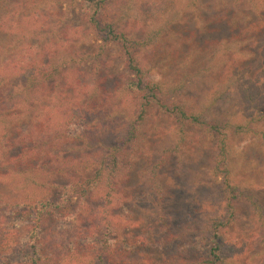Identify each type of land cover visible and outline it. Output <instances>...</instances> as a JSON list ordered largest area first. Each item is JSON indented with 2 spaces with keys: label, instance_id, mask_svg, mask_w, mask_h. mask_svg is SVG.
<instances>
[{
  "label": "rangeland",
  "instance_id": "obj_1",
  "mask_svg": "<svg viewBox=\"0 0 264 264\" xmlns=\"http://www.w3.org/2000/svg\"><path fill=\"white\" fill-rule=\"evenodd\" d=\"M83 1L0 0V139L6 134L0 140V202L39 197L33 184L57 177L61 169L84 180L91 156L114 145L116 134L133 118V98L125 91L133 77L127 61L120 46L104 44L88 24ZM108 2L121 31L137 39L160 32L142 59L166 89L183 85L175 100L192 112H204L206 119L244 121L255 115L234 93L264 70V0ZM153 4L161 12L148 19L143 9ZM49 63L64 65L57 77L44 79L39 68ZM229 88L233 97L221 101ZM256 104L264 114V102ZM154 116L144 130L145 153L121 179L112 206L104 205L102 195L88 209L73 198L68 213H111L112 224L127 227L144 264H172L171 249L159 246V222L167 219L179 227L205 213L226 215L221 179L211 172L215 136L194 126L179 134L173 120ZM229 145L231 183L264 206V142L239 135ZM164 156H170L166 163ZM155 166L161 195L147 189ZM54 182L67 184L66 177ZM45 190L54 201L62 197L60 187ZM236 209L224 233L225 250L241 264H264L250 205L240 201ZM25 235L22 228V244ZM51 237L61 244L55 232Z\"/></svg>",
  "mask_w": 264,
  "mask_h": 264
},
{
  "label": "trees",
  "instance_id": "obj_2",
  "mask_svg": "<svg viewBox=\"0 0 264 264\" xmlns=\"http://www.w3.org/2000/svg\"><path fill=\"white\" fill-rule=\"evenodd\" d=\"M81 9L100 40L104 44H117L122 50L133 76L125 88L126 93L133 98V118L116 134L114 145L103 146L91 156L83 169L87 173L84 180L76 177L71 170L61 169L57 177H66L67 184L64 186H58L54 182L57 177L53 176L46 182L33 184L41 192L39 197H23L15 203L0 202V264H144L136 251V244L126 231L127 227L119 228L112 224L109 219L111 213L105 211L89 214L90 211L84 213L80 209V215L75 216L68 213V203L74 198L88 209L90 201L102 195L104 205L112 206L121 179L134 170L136 162L145 153L141 150L145 140L144 130L153 121L154 115L173 120L180 126L179 134L183 128L194 126L215 136L216 157L211 172L215 178L221 179L222 205L226 215L222 218L205 213L202 219L199 217L195 222L179 227L167 219L162 220L161 224L159 222V231L162 233L159 246L164 251L171 249L170 262L241 264V261L225 250L227 239L224 234L234 221L236 206L240 201L250 205L257 219L260 232L257 245L264 253V206L257 198L248 196L231 183L229 168V144L232 137L252 135L264 142V114L256 110V103L264 102V70L259 76L248 79L234 93V96H238V102L252 107L255 112L253 117L244 121L222 117L206 119L204 112H192L185 104L174 99L183 85L166 89L155 80L152 69L145 65L141 53L153 46L159 37L158 30L141 39L121 31L113 21L108 0H84ZM143 12L148 19H155L161 7L153 4L143 9ZM70 59L75 61V58ZM52 65L49 63L39 68L44 79L57 77L64 64ZM233 91L229 88L219 99L229 101ZM3 138L6 139V134L0 140ZM169 157L164 156L161 161L165 159L166 163ZM158 168L155 166L150 177L147 176V189L161 195L163 190ZM47 187H60L63 190L62 197L57 201L52 200L50 191L45 190ZM49 223L52 226L48 228ZM22 228H26L25 236L28 237L23 244L20 240ZM54 232L62 239L60 245L51 237Z\"/></svg>",
  "mask_w": 264,
  "mask_h": 264
}]
</instances>
